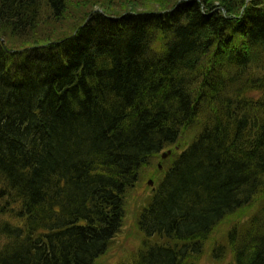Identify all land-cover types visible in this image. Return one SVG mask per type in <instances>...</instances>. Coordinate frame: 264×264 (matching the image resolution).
<instances>
[{"label": "trees", "instance_id": "obj_1", "mask_svg": "<svg viewBox=\"0 0 264 264\" xmlns=\"http://www.w3.org/2000/svg\"><path fill=\"white\" fill-rule=\"evenodd\" d=\"M124 1L0 0V264H96L189 131L123 264H196L255 207L210 255L264 264V0Z\"/></svg>", "mask_w": 264, "mask_h": 264}, {"label": "rangeland", "instance_id": "obj_2", "mask_svg": "<svg viewBox=\"0 0 264 264\" xmlns=\"http://www.w3.org/2000/svg\"><path fill=\"white\" fill-rule=\"evenodd\" d=\"M109 7V11L116 12L122 10L120 5L126 1L120 0H103ZM138 5L141 6L145 3L144 0L137 1ZM144 7V6H143ZM139 7V9H143ZM98 8V7H96ZM71 14L77 15L79 18V13L75 9H71ZM76 20V19H75ZM72 22L63 24L62 29H69L72 27ZM62 30L57 35L62 34ZM192 139V131L185 132L181 139L180 144L170 149H166L163 152L167 153L165 158L162 157V154L156 156L151 164L141 171V178L136 187H133L126 194V217L124 220L123 227L120 233L115 237L109 251L102 256L96 264H123L126 262L133 261L136 258L137 252L140 249L143 235L136 226V217L139 210L145 205L148 198L151 196L153 190L158 184V181L162 178L165 169L171 164L174 154L179 153L183 146ZM152 181V184H150ZM256 207L249 212H242L239 216L244 217L248 216V213L255 211ZM238 216L232 217L230 219L224 220L221 222L218 227L215 229L213 235L210 237L206 244V250L203 255L197 260L196 264H219L214 261L210 255V248L213 244L224 243L226 239V234L228 231L237 225L240 221H245L246 218H241ZM2 242L0 241V244ZM227 260H231V256Z\"/></svg>", "mask_w": 264, "mask_h": 264}, {"label": "water", "instance_id": "obj_3", "mask_svg": "<svg viewBox=\"0 0 264 264\" xmlns=\"http://www.w3.org/2000/svg\"><path fill=\"white\" fill-rule=\"evenodd\" d=\"M167 156V153L163 154V158H165ZM150 184H152V181H150Z\"/></svg>", "mask_w": 264, "mask_h": 264}]
</instances>
